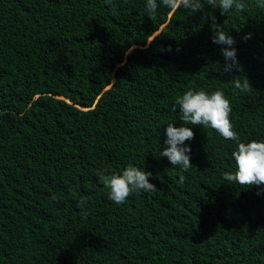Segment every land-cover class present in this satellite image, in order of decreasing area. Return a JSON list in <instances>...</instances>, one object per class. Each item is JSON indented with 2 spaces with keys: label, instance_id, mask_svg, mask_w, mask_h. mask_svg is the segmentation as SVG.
I'll use <instances>...</instances> for the list:
<instances>
[{
  "label": "trees",
  "instance_id": "obj_1",
  "mask_svg": "<svg viewBox=\"0 0 264 264\" xmlns=\"http://www.w3.org/2000/svg\"><path fill=\"white\" fill-rule=\"evenodd\" d=\"M199 2L0 0V264H264V192L222 178L236 141L187 124L192 167L160 156L188 90L222 91L240 142L264 141V0ZM128 164L158 190L117 204L97 173Z\"/></svg>",
  "mask_w": 264,
  "mask_h": 264
},
{
  "label": "clouds",
  "instance_id": "obj_2",
  "mask_svg": "<svg viewBox=\"0 0 264 264\" xmlns=\"http://www.w3.org/2000/svg\"><path fill=\"white\" fill-rule=\"evenodd\" d=\"M205 2L213 8L220 9L222 14L233 8L240 12L245 10L243 0H205ZM160 4L170 10L184 8L192 13L202 10L199 0H160ZM158 7L157 0H146L145 11L149 19L155 18ZM207 19L211 21L213 43L227 46L222 48L221 52L225 59V71H230L232 66L237 64L236 51L232 47L235 40L216 24L215 16H208ZM233 83L235 88L241 92L252 90L245 78L243 82L240 81L239 77L235 78ZM177 105L179 106V118L182 126L175 127L174 123L167 124L165 128V147L160 156L167 158L172 166L178 165L187 171L192 167L189 155L191 149L185 144V141L193 139L194 133L191 127L184 125L191 124L211 128L222 138L236 141V148L231 153L235 170L224 172L222 178L229 183L238 184L241 188L256 186L260 189L257 195L264 192V141L240 142L238 133L233 130L230 119L231 104L225 98L224 93L213 91L209 94L203 90H188L176 98L173 111H176ZM97 175L104 188L107 189L108 198L117 204L124 203L133 193L141 191L155 192L158 190L155 185L149 183L148 178L151 173L140 170L132 164H128L120 174H105L101 170ZM183 180L184 177L181 176L180 182H183ZM81 204H83V201Z\"/></svg>",
  "mask_w": 264,
  "mask_h": 264
}]
</instances>
